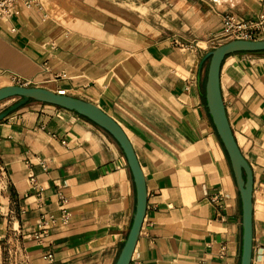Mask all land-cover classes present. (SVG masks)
I'll return each instance as SVG.
<instances>
[{"label": "crops", "instance_id": "1", "mask_svg": "<svg viewBox=\"0 0 264 264\" xmlns=\"http://www.w3.org/2000/svg\"><path fill=\"white\" fill-rule=\"evenodd\" d=\"M37 1L0 21V86L63 91L122 127L147 191L129 264H240L242 200L207 106V40L224 13L256 19L262 0ZM219 86L252 170L250 264H264V49L226 54ZM0 188L33 264H115L135 182L121 146L85 115L34 99L3 115Z\"/></svg>", "mask_w": 264, "mask_h": 264}, {"label": "water", "instance_id": "2", "mask_svg": "<svg viewBox=\"0 0 264 264\" xmlns=\"http://www.w3.org/2000/svg\"><path fill=\"white\" fill-rule=\"evenodd\" d=\"M263 49L264 38H234L218 44L206 53V56L209 57L206 80L207 106L217 132L229 155L242 200L243 235L240 264L251 263L253 177L251 167L237 145L226 115L219 86V72L222 59L226 54L235 51ZM9 98H18V100L6 110L2 111L0 118L9 110L24 103L28 99L45 101L73 109L85 115L110 133L121 146L133 174L136 187V204L131 226L115 264H129L146 210L147 191L144 174L139 165L136 153L122 127L97 104L70 94L56 92L43 86L25 84H6L0 86V101Z\"/></svg>", "mask_w": 264, "mask_h": 264}, {"label": "built area", "instance_id": "3", "mask_svg": "<svg viewBox=\"0 0 264 264\" xmlns=\"http://www.w3.org/2000/svg\"><path fill=\"white\" fill-rule=\"evenodd\" d=\"M264 4V0H262ZM39 3L37 0H0V21H10L13 17L17 16L21 12L22 6H31ZM264 12L260 13L256 19L244 20L240 19L236 14L226 12L221 16V31L217 35L208 38L207 42L213 47L218 44L234 39V38H246L256 39L260 38L262 32H264ZM15 78V76H13ZM63 93V91H60ZM33 181L34 178L31 177ZM58 201L61 205V216L66 221L69 212L65 207V197L61 192H58ZM48 219L45 217L39 219L40 230L37 237L41 236L48 228ZM47 259H52V254L45 255Z\"/></svg>", "mask_w": 264, "mask_h": 264}, {"label": "rangeland", "instance_id": "4", "mask_svg": "<svg viewBox=\"0 0 264 264\" xmlns=\"http://www.w3.org/2000/svg\"><path fill=\"white\" fill-rule=\"evenodd\" d=\"M10 101L12 99L1 100L0 110ZM5 203V193L0 188V264H33L26 252L23 237L13 236L14 226L17 227V224H14L11 219L12 208H8Z\"/></svg>", "mask_w": 264, "mask_h": 264}, {"label": "bare ground", "instance_id": "5", "mask_svg": "<svg viewBox=\"0 0 264 264\" xmlns=\"http://www.w3.org/2000/svg\"><path fill=\"white\" fill-rule=\"evenodd\" d=\"M262 198L264 199V194H263Z\"/></svg>", "mask_w": 264, "mask_h": 264}]
</instances>
